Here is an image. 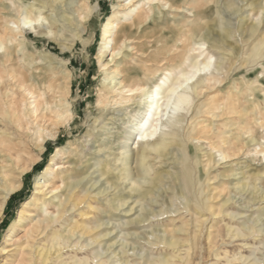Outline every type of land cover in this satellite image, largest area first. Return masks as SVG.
Returning a JSON list of instances; mask_svg holds the SVG:
<instances>
[{"label":"rangeland","instance_id":"rangeland-1","mask_svg":"<svg viewBox=\"0 0 264 264\" xmlns=\"http://www.w3.org/2000/svg\"><path fill=\"white\" fill-rule=\"evenodd\" d=\"M177 1L156 5L146 32L122 43L111 62L106 23L132 12L126 0H49L52 9L39 0H0V32L35 20L38 10L47 18L15 42L0 36V178L21 184L0 217V264H40L38 249L50 248L56 232L71 239L49 264H178L177 256L187 257L185 239L188 264H264V146L252 142H264V0ZM171 28L182 41L169 36ZM173 37L179 47L189 38L206 43L204 57L217 59L211 71L229 73L195 99L168 154L152 156L136 176L135 161L125 165L121 153L136 146L127 133L143 117L146 97L140 106L138 99L121 103L123 74L114 70L135 67L156 81L179 65L172 57L181 48L160 51L161 38ZM226 148L235 159L221 160ZM51 163L62 166L64 183L43 187L41 204L20 213ZM53 185L60 186L55 194ZM148 188L146 197L134 196Z\"/></svg>","mask_w":264,"mask_h":264},{"label":"bare ground","instance_id":"bare-ground-1","mask_svg":"<svg viewBox=\"0 0 264 264\" xmlns=\"http://www.w3.org/2000/svg\"><path fill=\"white\" fill-rule=\"evenodd\" d=\"M39 1H40V4L42 5L43 8H46V7H50L51 9L53 8V6L50 4L49 0H39ZM126 1L128 2V5L133 6L132 12L130 14L128 13L129 15H127L121 21H115L116 16H112L110 19H108V22L106 23L105 34H110L111 38L109 40H106V42H104L103 46L105 47V46H109L110 44H112L113 59L111 62H113L114 59L118 55H120L122 43L126 42L127 40L135 39V37L137 35L141 36V35H143L144 32H146L145 25L147 24L148 20L150 19L151 14H155V11L157 9L155 7L156 5H158L159 3H163L165 6H167V5L177 6L178 5L177 0H143L142 2H141V0H126ZM188 2H189V0H188ZM207 6H208V4H206L204 6V8L206 9ZM38 12L37 13L40 15L35 20L27 17V18H24L23 20H21L19 22H17V21L10 22L8 24V27L6 29H4L2 32H0L1 39L3 40L4 38H6L8 36L9 42L12 43V42H15L17 40L16 39L17 37L22 38L21 37L22 31L25 28H27L24 26L25 21H32L33 22L31 24V27H28V28H32L34 30L37 29L36 28V26H37L36 22L39 23L42 20H47V18L42 17V15L40 13L41 11L38 10ZM253 14H254V12H253ZM49 24L51 25V27H56L58 24V20L57 19H51ZM154 24H157L156 25L157 29H160L162 27L156 21L154 22ZM258 27H259L258 25H253L250 27V31L253 33L254 31H256V29ZM162 28H164V27H162ZM202 28H203L202 26H195L192 31H194V32L199 31ZM207 29L210 33V37H212L213 39H216V42H218L220 44L224 41L225 38L221 34L217 33L213 26H208ZM38 33H39V31H38ZM168 34H169V36H175L178 34V31H176V29H174V28H171L169 30ZM182 37H184V36L176 37L175 42L182 41ZM172 39L175 40L174 37L171 38V40L168 39L165 41H164V38H161L160 43L162 44V46L160 48V51H162L165 54H169L173 51L174 52L178 51L181 48V51L178 52V54L175 57H172L173 60L178 61L179 65L175 68L169 69L166 74H164L162 77L158 78L156 81L149 80L146 77L145 71L138 70L135 67H128V68H124L121 70H120V68H117L114 70L115 74H123L121 77L122 78L121 81L118 83V85L120 87L116 90V92H118V96L120 97V99L122 101L121 103H128V102L132 101V99H138L137 104L140 106L142 104V100H140L139 96L142 94L146 97L143 112H142L143 117L136 124H134V126L132 127V131H130L129 134L127 133V135H128V138L126 139L127 141L133 140L132 137L135 134L136 139H135V137H134V139H135L136 146H135V148L130 147L131 149L127 153H124V152L121 153L122 157H123L122 160L124 161L125 165L129 164L130 161H132V160L135 161V163L133 162L135 164V167L133 169H135V170L137 169V171L134 172V175H136V176H138V174L140 176L139 167L142 165H145L151 159L152 156L163 157V156H166L168 154L169 148L172 145H174V143H175L174 141H175V135H176V131H177V124L180 123L182 120H184L187 117V114L189 113V111L191 109V105L193 104L195 99H198L204 93V91L210 90L213 87H215V85L217 83H219V82L222 83L226 79V77L228 76V73H229V70L225 66H224V68H226V69L224 72H222V74L224 75L223 78H221L220 75L215 74L213 71H211L212 61L215 60V62H217V59L215 58V56L204 57L205 51H203L202 46H204L206 43H202L200 41L195 42L194 38H189L188 43L184 42L182 47H179L178 45H176L175 42L171 44ZM186 40H188V39L186 38ZM209 41H210V39H209ZM212 41H214V40H212ZM21 44H23V43H21ZM3 45L4 44L1 43L0 47L2 50H5V47ZM21 46L22 45H20V47ZM213 46H216V45H213ZM20 52H21V50H20ZM12 56H13V53H12ZM104 66H106V64ZM118 66L120 67V65H118ZM222 71H223V69H222ZM18 76H20V75L18 74ZM169 76L174 77L172 82H169V80L172 79ZM20 77H22V76H20ZM23 78H24V76H23ZM55 82H57V81H55ZM23 84H24V82H23ZM60 96H62V95H60ZM241 96H243V94L236 95L235 96L236 100L240 101ZM41 98H42V96H41ZM36 99H37V101H34L35 102L34 103L35 104V106H34V110H35L34 114L35 115L37 114V112L39 110V105H40L39 97L38 98L36 97ZM63 100H65V99H63ZM259 111H261V110L259 109ZM169 128H172V129L168 130ZM262 140H264V139H262ZM252 142H257V144L259 146H262V145L264 146V142L261 143L257 139H253ZM219 147H222V144L219 145ZM225 150H223L221 153V158H222L221 160H227V159L230 160V158H232V156L229 153H227V148ZM228 150H230V149H228ZM237 155L238 154H236L234 156H237ZM232 159H235V158H232ZM54 166L57 167V169L54 171V173H52L54 170L53 169ZM61 169H63L62 166L54 165L53 163H51L46 168V170L44 172L45 177H43V179H40L38 181L35 194L33 195V197L29 201H27L24 204V207H23L24 210H22L20 213L26 214V211H28L26 209H28V207H31L30 205H32L33 203L38 204V203H40V201H42L41 200L42 198L40 199L37 196L42 193L43 187L51 186L52 181H54L55 179L59 180V182L61 184L64 183V179L62 178L63 172L61 171ZM130 174H132V172H130ZM20 186H21L20 183L8 182L6 175H3L0 178V217L3 214L5 205H6L7 201L9 200V197L13 193L18 191ZM59 188H60V186L53 185V189L51 190V193L55 194L59 190ZM150 192H151V188L143 190V192H140L137 189H134V194H135L134 196L144 198ZM124 196L122 197V200H124L126 203L127 197H124ZM81 203H82L81 201L74 203V205H73L74 208L79 206ZM42 205H43V203H42ZM35 206H37V205H35ZM41 207H43V206H41ZM45 207H46V205H45ZM45 207H44V210H45V212H47V208H45ZM20 216H22V215H20ZM29 216H31V214ZM80 216H85V215L81 214ZM195 221L197 222L198 220L195 218ZM140 222H142V223L146 222V218L145 217L141 218L139 220V223ZM14 226H13V228L15 229ZM16 228H17V226H16ZM71 231H72V229L69 230L68 232L70 233ZM83 234H85V232H83ZM239 236H240L239 233L232 234V237H239ZM241 236L244 237L246 235L243 234ZM70 239L71 238L69 236L66 237V236L61 235L59 232H56L54 234V238H53L52 245L50 248L49 247H43L40 250L38 249V251H39L38 255L40 258L39 263L40 264H49L50 260H52L55 257L56 253L61 252L62 250H64L67 247V243ZM184 244H189L188 248L186 250L187 257L177 256L176 258L178 259V264H188L190 261V251L192 250V246L190 245V241L188 239H185ZM177 245H178V243L173 242V243H170L169 246L176 248V247H178ZM61 257H62L61 254H58L56 256L57 259H60ZM235 261L237 262V260H235ZM230 262H232V261H230ZM64 264H78V262H66Z\"/></svg>","mask_w":264,"mask_h":264},{"label":"snow or ice","instance_id":"snow-or-ice-1","mask_svg":"<svg viewBox=\"0 0 264 264\" xmlns=\"http://www.w3.org/2000/svg\"><path fill=\"white\" fill-rule=\"evenodd\" d=\"M33 22L32 21H25L24 22V26L25 27H31V24H32Z\"/></svg>","mask_w":264,"mask_h":264}]
</instances>
